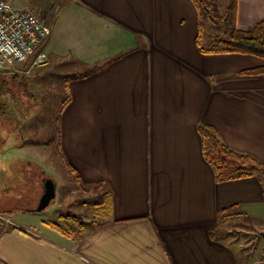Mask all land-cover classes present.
Listing matches in <instances>:
<instances>
[{
  "label": "crops",
  "instance_id": "obj_1",
  "mask_svg": "<svg viewBox=\"0 0 264 264\" xmlns=\"http://www.w3.org/2000/svg\"><path fill=\"white\" fill-rule=\"evenodd\" d=\"M55 1L57 18L72 24L63 49L102 65L69 82L60 151L83 183L108 185L113 209L79 237L49 223L34 231L4 211L0 261L242 264L212 232L229 217L264 220V182H218L200 129L212 126L229 147L264 161V73L243 71L264 58L201 50L192 0ZM261 20L264 0H238L239 28ZM53 25L49 54L58 47H49Z\"/></svg>",
  "mask_w": 264,
  "mask_h": 264
},
{
  "label": "rangeland",
  "instance_id": "obj_2",
  "mask_svg": "<svg viewBox=\"0 0 264 264\" xmlns=\"http://www.w3.org/2000/svg\"><path fill=\"white\" fill-rule=\"evenodd\" d=\"M9 1L16 7L34 12L50 26L54 24L49 47H58L48 53L45 65L37 66L29 61L8 63L0 69V173L12 183L19 181L20 184L16 188L13 183L12 188L6 191L2 187L4 185L6 189L9 183L6 179L0 181V232L10 226L4 219L7 218V208L20 209L24 204L37 206L43 176L56 182V199L41 211L16 210L9 216L13 222L40 231L41 226L48 222L63 225L62 217L69 213H76L85 221L94 216L104 219L93 199L103 188L83 183L69 169L58 144L60 121L57 117L66 87L63 75L79 68L73 65L77 59L75 49H63L72 38V24L67 23V16L59 15L57 18L58 1ZM222 2L223 8L227 2ZM29 161L32 165L28 164ZM262 219L258 217L252 221L229 217L220 226V229L230 232L225 240L235 248L242 264H264V236H258L264 232Z\"/></svg>",
  "mask_w": 264,
  "mask_h": 264
},
{
  "label": "trees",
  "instance_id": "obj_3",
  "mask_svg": "<svg viewBox=\"0 0 264 264\" xmlns=\"http://www.w3.org/2000/svg\"><path fill=\"white\" fill-rule=\"evenodd\" d=\"M198 12L197 41L204 52L217 53H249L264 58V20L258 22L251 29H241L237 24L238 0H228L222 8V0H192ZM73 65L79 66L75 72L64 74L65 97L61 103L60 113L57 120L60 121L64 107L71 100L69 82L72 79L86 77L99 68L101 64H86L75 59ZM248 73H264V66L243 70ZM17 76V75H16ZM202 135L203 153L207 161L213 167L215 178L218 182H225L250 176H257L264 182V161L247 153L239 152L229 147L220 137L218 131L209 125H203L200 129ZM58 144L60 146V127L57 128ZM31 161L28 162L30 165ZM32 165V163H31ZM69 169L75 173V169L67 163ZM34 168V167H33ZM39 168V167H38ZM33 170V169H32ZM44 172V171H42ZM80 179V176L76 174ZM29 181V180H28ZM20 184H18L19 186ZM17 186V188H18ZM95 187L103 188L93 199L97 203V211L103 212L106 219L112 212V191L106 183L98 182ZM35 205L21 206L19 210H29ZM63 225L57 222H48L65 234L81 236L84 230L96 224L102 223L103 219L94 216L91 220H83L76 213H69L62 217ZM230 232L217 228L212 236L217 239H225ZM264 236V232L258 234ZM1 262V261H0ZM4 264L3 262H1Z\"/></svg>",
  "mask_w": 264,
  "mask_h": 264
},
{
  "label": "built area",
  "instance_id": "obj_4",
  "mask_svg": "<svg viewBox=\"0 0 264 264\" xmlns=\"http://www.w3.org/2000/svg\"><path fill=\"white\" fill-rule=\"evenodd\" d=\"M51 33L50 24L34 12L0 0V69L8 63L45 65L49 59L44 45Z\"/></svg>",
  "mask_w": 264,
  "mask_h": 264
},
{
  "label": "water",
  "instance_id": "obj_5",
  "mask_svg": "<svg viewBox=\"0 0 264 264\" xmlns=\"http://www.w3.org/2000/svg\"><path fill=\"white\" fill-rule=\"evenodd\" d=\"M56 182L49 178L46 183V189L40 197V201L36 207L29 209V211H41L47 208L56 199Z\"/></svg>",
  "mask_w": 264,
  "mask_h": 264
},
{
  "label": "flooded vegetation",
  "instance_id": "obj_6",
  "mask_svg": "<svg viewBox=\"0 0 264 264\" xmlns=\"http://www.w3.org/2000/svg\"><path fill=\"white\" fill-rule=\"evenodd\" d=\"M24 172H25V171H24ZM24 172H23V174H25ZM2 174H3V173H0V181H1V182H3V180H5V179H6V181H7V180H10V182H8L9 184L6 185V189H5V186H4V185H3L2 189H3V190H6V191H9L11 185H12L14 182L12 183V180H11V179L6 178L7 176L5 177V175H2ZM48 179H49L48 176H46V177L43 176V177H42L43 185H42V188H41V192H40V194L38 195V198H37V200H36V201H38V203H39V201H40V197H41V195L44 193V191H45V189H46V183H47ZM6 181H5V182H6ZM5 182H4V183H5ZM4 183H3V184H4ZM18 184H19V181H17V184L14 183L13 186H16V188H17ZM11 188H12V187H11ZM35 207H36V206H35ZM12 208H13V207H9V208H7L6 210H9V209H12ZM33 208H34V207H33ZM14 210H18V209H14ZM1 212H2V210L0 209V213H1Z\"/></svg>",
  "mask_w": 264,
  "mask_h": 264
}]
</instances>
